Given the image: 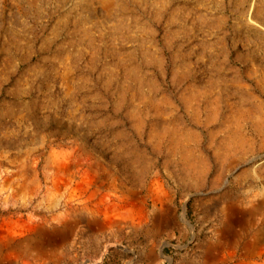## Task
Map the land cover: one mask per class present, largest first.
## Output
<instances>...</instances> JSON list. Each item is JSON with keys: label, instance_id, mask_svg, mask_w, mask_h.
<instances>
[{"label": "rangeland", "instance_id": "rangeland-1", "mask_svg": "<svg viewBox=\"0 0 264 264\" xmlns=\"http://www.w3.org/2000/svg\"><path fill=\"white\" fill-rule=\"evenodd\" d=\"M0 264H264V0H0Z\"/></svg>", "mask_w": 264, "mask_h": 264}]
</instances>
